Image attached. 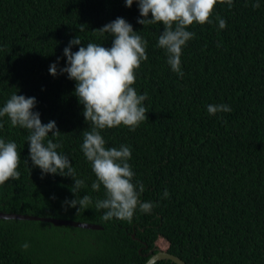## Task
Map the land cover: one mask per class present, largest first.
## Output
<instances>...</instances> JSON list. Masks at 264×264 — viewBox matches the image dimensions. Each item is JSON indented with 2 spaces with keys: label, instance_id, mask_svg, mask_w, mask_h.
I'll list each match as a JSON object with an SVG mask.
<instances>
[{
  "label": "trees",
  "instance_id": "16d2710c",
  "mask_svg": "<svg viewBox=\"0 0 264 264\" xmlns=\"http://www.w3.org/2000/svg\"><path fill=\"white\" fill-rule=\"evenodd\" d=\"M253 2L218 4L212 24L190 26L195 37L182 50L180 78L156 46L163 25L138 24L135 2L128 8L125 0H0V108L14 93L34 97L42 123L55 121L62 133L54 140L62 144L58 153L85 182L74 195L72 178H41L29 158L28 131L5 116L0 139L15 142L21 160L20 178L0 186V213L103 227L0 219V264H146L153 249L187 264H264V0L255 10ZM118 17L147 42L148 57L133 85L147 93L148 120L134 132L123 126L101 132L106 148H131L133 183L144 185L142 202L156 205L150 214L137 209L131 222L101 219L106 210L95 203L104 189L92 190L96 178L81 150L91 125L74 95L76 82L49 73L57 61L58 70L67 66L63 51L76 36L82 44L73 52L88 43L110 48L111 35L95 30ZM210 104L231 112L209 115ZM84 195L92 198L86 209L64 205Z\"/></svg>",
  "mask_w": 264,
  "mask_h": 264
},
{
  "label": "clouds",
  "instance_id": "9594fccd",
  "mask_svg": "<svg viewBox=\"0 0 264 264\" xmlns=\"http://www.w3.org/2000/svg\"><path fill=\"white\" fill-rule=\"evenodd\" d=\"M134 2L138 4L142 17L137 20L138 24L143 27L163 25L156 46L165 51L171 70L182 78V50L195 37V33L188 29L194 24H212L216 6L226 4L231 9L234 0H125L126 7L131 8ZM251 6L254 10L258 9L260 0H254ZM216 21L220 29L226 27L223 18L216 16ZM79 30L84 31V25ZM95 31L101 35L110 34L113 38L112 46L108 48L88 43L86 47L80 46L78 51L73 52V46L82 44L76 36L63 51L67 66L58 70L57 61L50 65L49 73L53 77L67 74L68 79L76 82L74 95L83 105L85 122L91 125L90 131L82 133L81 150L96 178L91 185L92 190L99 192L101 186L104 189V199L95 203L97 210H106L101 219L110 221L116 218L131 222L137 209L141 213L150 214L156 205L142 202L144 185L139 181L133 183L135 173L128 163L131 148L127 145H121L118 149L106 148L101 132L121 126L134 132L142 122L148 120V111L144 106V101L148 99L147 93L140 95L133 87L137 70L148 59L147 42L133 30L131 24L120 17ZM36 103L34 97L14 93L0 108V118L7 116L13 128L28 131L26 140L29 158L32 166L41 170V178L48 174L70 177L74 180L72 193L75 195L77 190L84 187L85 182L76 178V170L69 158L58 153L57 149L62 144L54 140L62 133L55 121L42 123L40 113L33 111ZM207 112L215 116L217 113H229L231 108L226 104H210ZM0 128H3L2 123ZM50 135L52 138H49ZM20 160L17 144L0 139V186L20 178ZM163 196L165 199L169 197L167 190ZM91 203L92 198L88 195L64 201V205L76 208L77 212L86 209ZM28 247L27 243L22 245L24 250Z\"/></svg>",
  "mask_w": 264,
  "mask_h": 264
},
{
  "label": "water",
  "instance_id": "95a60500",
  "mask_svg": "<svg viewBox=\"0 0 264 264\" xmlns=\"http://www.w3.org/2000/svg\"><path fill=\"white\" fill-rule=\"evenodd\" d=\"M0 219L39 221V222H48L55 226H71V227L87 229V230H103V227L98 224L83 223V222L54 219V218H43V217L22 215L16 213H0ZM149 256H150L149 260L147 261L146 264H155L159 261H164V260L172 261L175 264H187L182 258L162 250L156 251V249H153L150 251Z\"/></svg>",
  "mask_w": 264,
  "mask_h": 264
},
{
  "label": "rangeland",
  "instance_id": "374dc122",
  "mask_svg": "<svg viewBox=\"0 0 264 264\" xmlns=\"http://www.w3.org/2000/svg\"><path fill=\"white\" fill-rule=\"evenodd\" d=\"M162 242H163V243H166V242H164V241H162V240H160V242H159V243H162ZM163 243H162V244H163ZM160 245H161V244H160Z\"/></svg>",
  "mask_w": 264,
  "mask_h": 264
}]
</instances>
